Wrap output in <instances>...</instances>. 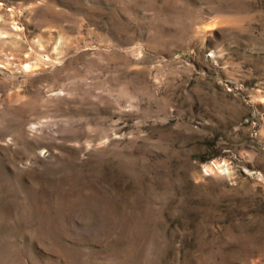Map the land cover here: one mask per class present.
Returning a JSON list of instances; mask_svg holds the SVG:
<instances>
[{
	"label": "rangeland",
	"instance_id": "374dc122",
	"mask_svg": "<svg viewBox=\"0 0 264 264\" xmlns=\"http://www.w3.org/2000/svg\"><path fill=\"white\" fill-rule=\"evenodd\" d=\"M0 264H264V0H0Z\"/></svg>",
	"mask_w": 264,
	"mask_h": 264
},
{
	"label": "built area",
	"instance_id": "2783aa9c",
	"mask_svg": "<svg viewBox=\"0 0 264 264\" xmlns=\"http://www.w3.org/2000/svg\"><path fill=\"white\" fill-rule=\"evenodd\" d=\"M211 170H216L218 171L219 174L221 175H228L229 174V165L227 164L226 161H211L210 164L208 165ZM206 167V169H209ZM205 169V171H206Z\"/></svg>",
	"mask_w": 264,
	"mask_h": 264
}]
</instances>
